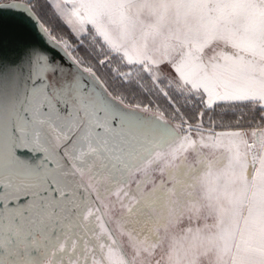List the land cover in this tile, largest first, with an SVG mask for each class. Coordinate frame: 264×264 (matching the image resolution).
Wrapping results in <instances>:
<instances>
[{"label": "snow or ice", "instance_id": "obj_1", "mask_svg": "<svg viewBox=\"0 0 264 264\" xmlns=\"http://www.w3.org/2000/svg\"><path fill=\"white\" fill-rule=\"evenodd\" d=\"M79 3L0 0V264H114L124 255L113 225L128 230L142 211L129 177L168 131L159 100L212 126L217 109L251 103L264 122L261 48L228 56L222 47L241 45L212 26L183 58L137 67ZM251 7L264 12V0ZM237 66L252 86L244 92L232 83Z\"/></svg>", "mask_w": 264, "mask_h": 264}, {"label": "rangeland", "instance_id": "obj_2", "mask_svg": "<svg viewBox=\"0 0 264 264\" xmlns=\"http://www.w3.org/2000/svg\"><path fill=\"white\" fill-rule=\"evenodd\" d=\"M100 1L104 20L99 26L114 50L137 67L149 65L150 56L169 58L206 41L212 26L227 30L229 45H241L222 47L228 53L264 50V12L251 7L254 0ZM159 104L168 131L132 170L128 186L140 203L147 234L139 227L140 215L132 217L128 230L125 221L113 225L123 234L118 238L126 252L115 254L114 264H229L240 213L236 208L244 201L239 194L244 140L228 130L262 127L264 122L252 105L217 109L210 114L212 126L207 115L201 124L195 109L183 108L181 116L162 99ZM247 133L253 136L254 131Z\"/></svg>", "mask_w": 264, "mask_h": 264}, {"label": "crops", "instance_id": "obj_3", "mask_svg": "<svg viewBox=\"0 0 264 264\" xmlns=\"http://www.w3.org/2000/svg\"><path fill=\"white\" fill-rule=\"evenodd\" d=\"M80 12L84 16L93 15L99 22L104 20V7L99 0H80L78 5ZM190 48L182 50L181 58L185 56ZM228 56L245 55L243 50L228 53L227 49H222ZM163 53L160 54V57ZM159 59V58H156ZM165 59H167L165 57ZM154 60L150 56V64ZM167 72V68H163ZM232 83L239 92H244L252 87L243 79L241 68L234 67L230 71ZM259 91V89H253ZM252 105H237L238 107H247ZM233 135L243 136L244 140V187L239 194H243L244 201L239 210V219L236 231L229 249V264H264V124L256 128L229 129ZM254 131L253 136L247 132ZM238 133V134H233ZM254 145H248L250 140ZM253 150V151H252ZM233 210V209H232Z\"/></svg>", "mask_w": 264, "mask_h": 264}, {"label": "flooded vegetation", "instance_id": "obj_4", "mask_svg": "<svg viewBox=\"0 0 264 264\" xmlns=\"http://www.w3.org/2000/svg\"><path fill=\"white\" fill-rule=\"evenodd\" d=\"M165 138V134H163V135H159L158 137H157V139H156V142H155V144L153 145V149L155 148V147H157V145H159V142H161L163 139ZM153 149H152V151H153ZM152 151L150 152V153H152ZM150 153H148V154H146L145 156H147V155H149ZM132 173V172H131ZM139 220L141 221V222H143V223H141V222H139V223H141V224H139V227H141V228H143V230H144V233L143 234H147L146 233V231H147V227H146V222H145V219H144V217L142 216V215H140V217H139ZM137 226H138V223H137ZM143 226V227H142ZM124 249V248H123ZM124 254H126V252L124 251Z\"/></svg>", "mask_w": 264, "mask_h": 264}, {"label": "built area", "instance_id": "obj_5", "mask_svg": "<svg viewBox=\"0 0 264 264\" xmlns=\"http://www.w3.org/2000/svg\"><path fill=\"white\" fill-rule=\"evenodd\" d=\"M248 145H254V141H253V140H250V141L248 142Z\"/></svg>", "mask_w": 264, "mask_h": 264}]
</instances>
